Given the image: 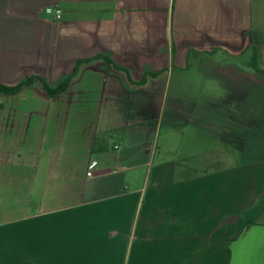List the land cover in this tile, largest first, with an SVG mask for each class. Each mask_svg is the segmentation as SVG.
I'll return each instance as SVG.
<instances>
[{"label":"crops","instance_id":"1","mask_svg":"<svg viewBox=\"0 0 264 264\" xmlns=\"http://www.w3.org/2000/svg\"><path fill=\"white\" fill-rule=\"evenodd\" d=\"M255 49L264 0H0L1 84L119 67L0 93V264H226L236 235L230 264H264V145L209 180L157 157L173 73Z\"/></svg>","mask_w":264,"mask_h":264},{"label":"rangeland","instance_id":"2","mask_svg":"<svg viewBox=\"0 0 264 264\" xmlns=\"http://www.w3.org/2000/svg\"><path fill=\"white\" fill-rule=\"evenodd\" d=\"M254 53L225 55L231 59H225L223 66L212 61L205 67L192 63L182 73L186 78L181 84L177 83L180 71L173 73L170 92L157 120L161 126L157 157L168 153V158L177 162L176 169H184L192 179L205 176L208 180L253 158L246 153V138L255 152L264 145V60L254 68ZM233 59L239 62L227 64ZM234 68L245 76H239ZM176 90H182L181 97H175ZM34 103L42 105L41 100ZM241 139L245 140L243 145Z\"/></svg>","mask_w":264,"mask_h":264},{"label":"trees","instance_id":"3","mask_svg":"<svg viewBox=\"0 0 264 264\" xmlns=\"http://www.w3.org/2000/svg\"><path fill=\"white\" fill-rule=\"evenodd\" d=\"M97 59H103L108 64L115 65L114 60L110 55L98 54L92 58H80V59L76 60V64H75L73 71L70 74L66 75L64 78L60 79L59 81H50V80H48L45 77H42L40 75H32V76L24 77V78L20 79V81H18L14 85L8 86V85H4V84L0 83V93L17 94L23 88L30 87V86H33L37 83H40L42 85L44 92L48 96V98L55 99V98L59 97L60 95L64 94L69 89L73 78L78 73V70L82 64L88 63V62H91V61L97 60ZM252 65L254 68H256V69L258 68L257 49H255V59H254V62ZM115 67H118V65H115ZM262 73L264 74V71H262ZM142 82H145V78H143ZM100 141H102V139H100V138H96L94 141L92 152L95 154L99 153L101 151H105L108 148L107 146H103V147H100V149H99L98 145H99ZM253 223H254V221H249L246 223V226L251 225ZM237 236L238 235L233 237L232 240L235 239ZM230 257H231V253H230L229 245H228V256H227V263L226 264H230Z\"/></svg>","mask_w":264,"mask_h":264},{"label":"built area","instance_id":"4","mask_svg":"<svg viewBox=\"0 0 264 264\" xmlns=\"http://www.w3.org/2000/svg\"><path fill=\"white\" fill-rule=\"evenodd\" d=\"M46 14L49 16H53L55 17L57 20H60L63 16V11L61 8L59 7H55V6H49L46 8L45 10ZM118 148V147H116ZM98 169V165L96 162H92L89 164L88 166V172L87 175L89 177H94L96 174V170Z\"/></svg>","mask_w":264,"mask_h":264}]
</instances>
